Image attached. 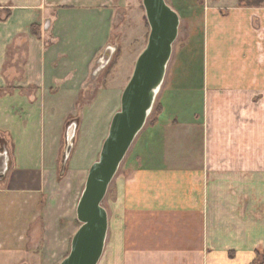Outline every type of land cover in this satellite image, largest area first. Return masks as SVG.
<instances>
[{
    "label": "crops",
    "instance_id": "crops-1",
    "mask_svg": "<svg viewBox=\"0 0 264 264\" xmlns=\"http://www.w3.org/2000/svg\"><path fill=\"white\" fill-rule=\"evenodd\" d=\"M241 1L203 9L195 35L204 56L196 58L192 39L174 60L162 113L148 119L106 196L104 264H264V4ZM127 3L0 0V153L9 156L0 264H54L50 237L64 250L65 221L80 227L81 188L128 84L108 81V69L92 78L118 41ZM79 108H96L101 127L85 146L90 160L79 152Z\"/></svg>",
    "mask_w": 264,
    "mask_h": 264
},
{
    "label": "water",
    "instance_id": "water-1",
    "mask_svg": "<svg viewBox=\"0 0 264 264\" xmlns=\"http://www.w3.org/2000/svg\"><path fill=\"white\" fill-rule=\"evenodd\" d=\"M143 7L150 27L148 43L122 94L121 109L112 119L99 160L89 170L77 207L80 227L73 236L69 255L60 264L100 263L109 230L108 212L103 202L121 165L145 128L166 78L181 18L167 0H143ZM112 52V47L106 50L93 77L109 64ZM77 128L78 121L67 128L63 173L74 148ZM8 161V152L4 150L0 153V180L8 172Z\"/></svg>",
    "mask_w": 264,
    "mask_h": 264
},
{
    "label": "rangeland",
    "instance_id": "rangeland-1",
    "mask_svg": "<svg viewBox=\"0 0 264 264\" xmlns=\"http://www.w3.org/2000/svg\"><path fill=\"white\" fill-rule=\"evenodd\" d=\"M126 1L128 2L127 3L128 10L125 13H123L125 17L124 18L122 17L123 19L121 21V24L120 26H118V29L116 30V33L118 35V41L113 45H110V47L113 48L111 59L109 64L105 67V69L102 70V72L107 69L109 70L107 73L109 75L108 81L111 79L114 81L121 80L123 82H129L135 68L136 60L140 55V53L146 48V45L148 43L150 27L146 19V13L143 7V0H126ZM217 1L218 0H213L212 2L211 0H176V1L167 0V3L171 5L174 9H176L175 11L179 14L181 18V26L179 30L178 39L174 44L173 55L167 68L168 76H166L165 78L164 81L165 83L163 84L161 88L162 90L160 91L157 97L154 110L150 116L148 123L151 122L152 117L155 116L156 114V109L158 105L161 104L164 94L163 90L165 89L166 80L168 81L169 79V72L172 68L174 60L176 59V57H178L180 52L189 51L190 48L188 44L189 42H191L190 40L193 39L194 41L191 48H192V52L196 53V58L201 60V58L204 56L203 45H201L202 41L200 39H197L199 36L195 34L197 32L198 34H200V32L202 33V25L205 21V16L207 15V13H203V9L207 10L206 7L210 5V3L216 4ZM197 59L195 61L194 68L195 70L198 71L199 67L201 66V62ZM102 72L100 73L102 74ZM101 74L97 75L96 77H93L92 80L93 81L98 80ZM106 86L108 87V84H106ZM95 109L96 108L83 110L82 108H79L77 110L78 114L76 115L78 116L77 118L79 122L81 119L83 120L81 124L83 133L81 135V140L79 143L80 146L79 152L86 153L87 154L86 159L88 160H90L88 156L90 150L88 151L87 149L88 147L91 148L93 145L96 144L95 138H97L98 136V129L101 128L100 126L96 125V123H94L95 119L93 120L92 118V116L95 113L94 112ZM119 109L121 108L114 109L112 112L113 113L116 111L119 112L120 111ZM94 127H96L95 133L92 131ZM106 128L107 126H105L104 128L105 132H106ZM104 135L100 133L99 139L104 137ZM85 146H87V149L85 148ZM134 149H135V145L131 148L125 160H127L128 157L132 156ZM101 150H102V146L100 145L96 149L98 155L95 158V162L99 160ZM123 164L121 165L118 174L122 170ZM69 175L73 176L76 175V173L70 172ZM83 190H84V185L81 188V192H83ZM67 195H68V190L65 191V203H66L65 205L67 209L66 216H72L70 215V210H71L70 206L66 202ZM103 206L109 207L107 197L103 202ZM68 223L69 222L66 220L65 223L63 224L64 233L66 234L64 236V242H65L64 250H62V245L60 243H58L57 245L55 242H53L52 237H50L49 239L48 252L47 254H45L48 257L49 263L54 262V264H60L70 253L71 242L74 234L76 233L77 227L79 226L77 223L72 224L71 222L70 225ZM104 263H105V258L103 255L99 264H104Z\"/></svg>",
    "mask_w": 264,
    "mask_h": 264
},
{
    "label": "trees",
    "instance_id": "trees-1",
    "mask_svg": "<svg viewBox=\"0 0 264 264\" xmlns=\"http://www.w3.org/2000/svg\"><path fill=\"white\" fill-rule=\"evenodd\" d=\"M240 4L247 7H255V6L263 5L264 0H242ZM161 113H162V105H158L156 109V114L160 115Z\"/></svg>",
    "mask_w": 264,
    "mask_h": 264
}]
</instances>
